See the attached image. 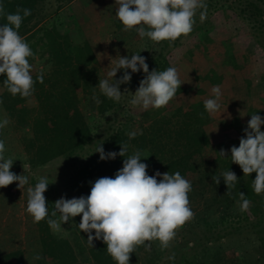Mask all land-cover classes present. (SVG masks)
<instances>
[{"label":"trees","instance_id":"1","mask_svg":"<svg viewBox=\"0 0 264 264\" xmlns=\"http://www.w3.org/2000/svg\"><path fill=\"white\" fill-rule=\"evenodd\" d=\"M72 1L0 0L7 13H15L18 7L31 9V15L23 19L18 31L34 53L29 58L33 79L43 73V83L37 81L29 97L13 96L3 84L5 77L0 75V108L6 118L22 129L23 174L28 176L51 162L63 160L72 174L68 189L74 190L79 197H87L97 179L114 178L123 167L124 159L139 150L141 162L148 165V175L153 176L157 171L161 174L179 171L191 182L190 203L204 199L202 207L181 227L179 240L176 239L172 246L175 258L168 264H264V193L256 194L252 188L256 173L244 176L240 166L232 163L230 158L231 147H238L245 133L236 137L234 144L225 151V157L220 156L221 150L212 146L208 132L212 115L205 111L203 102H189L183 84L164 108L143 109L131 105L132 94L146 76L142 70L138 72L139 84L132 83L124 91L126 95L131 94L127 101L115 102L103 96L98 87L94 89L101 79L96 58L99 45L87 37L73 42L70 29L54 17ZM219 1L204 0L206 11L217 9L215 5H219ZM226 7L244 22L253 44L264 53V0H226ZM202 10H197L195 22ZM4 23L6 20L0 17V24ZM112 26L119 36L123 25L117 17ZM203 26L202 22L195 23L188 36L193 37ZM124 31L120 37L122 42ZM203 35V40H199L204 44L210 40L209 32L205 31ZM180 38L171 45L168 41L156 43L157 48L144 56L149 72L173 67L165 49L179 44ZM194 44L198 45V42ZM36 64L48 67V70H39ZM222 75L218 77L221 79ZM245 85L250 91V81H246ZM133 87L137 88L131 91ZM93 91L102 101L100 104L92 99ZM29 99H34L36 103L32 109L25 106ZM248 111L250 117L251 114H258L264 119V109L258 100H252ZM201 113H204L203 118ZM131 123H136L138 130L132 131ZM240 125L236 117L224 128L235 130ZM261 131H264V124ZM133 132L136 135L130 138L129 134ZM100 143L106 153H118L121 143L127 144L126 157L118 155L115 159L100 160V154L94 152ZM227 170L236 174L238 182L227 188L221 177L220 183L215 184L213 176L220 177ZM161 178L157 177L158 180ZM32 179L34 187L38 181ZM240 192L250 201L247 211H241ZM207 193L210 195L205 197ZM44 195L50 214L54 202L49 196V189ZM49 218L58 220V213L56 217ZM80 220L81 217L77 216L63 224L67 236H58L52 232L47 218L35 223L31 217L30 238L32 245H37L39 259L30 261L25 249H15L0 252V264H116L107 254L102 239L94 240L93 247L88 243V234L78 227ZM241 223L253 229L261 249L258 257L251 262L245 259V252L241 250L237 260L232 261L222 249V238L232 236ZM218 229L219 233H213ZM197 230H204V233L186 239L187 232L191 234ZM92 234L94 236L95 232ZM147 243H150V249L137 247L130 255L129 264H158L164 261L168 250L161 248L159 241ZM186 249H191L192 253L189 254Z\"/></svg>","mask_w":264,"mask_h":264},{"label":"clouds","instance_id":"2","mask_svg":"<svg viewBox=\"0 0 264 264\" xmlns=\"http://www.w3.org/2000/svg\"><path fill=\"white\" fill-rule=\"evenodd\" d=\"M116 17L125 31L133 30L141 38L147 37L155 43L168 41L171 45L181 36H188L194 28L195 14L201 11V20L205 18L207 5L204 0H115ZM31 15V9L18 7L15 13H7L0 4V17L6 23L0 24V75L4 76L3 84L13 95L29 97L33 94L37 81L43 83V73L33 79V66L29 58L34 56L30 45L19 34L23 19ZM125 70L120 79H114L118 70ZM131 73L141 70L146 74L140 81L138 89L132 96L130 104L143 109H161L172 101L182 85L179 72L175 67L163 71L152 70L146 58L134 53L131 57L116 59L115 65L107 72L106 79H99L96 87L108 99L119 102L122 93L121 84L131 81ZM212 96L204 101V109L209 114L220 112L221 89L219 85L211 89ZM92 99L96 104L102 101L93 91ZM204 113H201L203 118ZM7 119L0 122L5 127ZM264 119L258 114H251L245 137H241L239 146L231 147V161L240 166L244 176L256 173L252 180V188L256 194L264 193V131L261 125ZM136 133L129 136L135 137ZM6 145L0 139V188H5L18 181L22 189L28 184L25 175H17L11 171L13 159L5 156ZM100 160L115 159L118 155L126 157L128 145L121 143V150L105 152L102 143L95 151ZM93 152V153H94ZM225 157L224 150L219 152ZM142 154L136 150L124 159L123 167L115 177H102L91 186L87 197L66 199L61 197L55 201L54 209L49 214L44 193L48 189V178L40 177L34 187L27 188L26 212L39 223L47 218L48 224L58 228L70 219L80 216L78 225L81 232L87 233V241L93 247L94 240H101L106 245L107 254L116 264H129L130 255L139 246L149 250L151 241H159L161 248L167 249L175 238L177 230L189 221L194 213L190 208L188 194L192 190L191 182L179 171L163 173L159 171L150 176L148 165L141 162ZM147 158V157H145ZM157 177H162L157 179ZM224 183L232 186L238 182L233 171L227 170L220 177L213 176L215 184ZM241 211H247L250 201L246 195L239 193ZM59 213V221L51 219ZM93 231L95 235L93 236ZM174 254L169 259H174ZM39 259V257H37Z\"/></svg>","mask_w":264,"mask_h":264},{"label":"rangeland","instance_id":"3","mask_svg":"<svg viewBox=\"0 0 264 264\" xmlns=\"http://www.w3.org/2000/svg\"><path fill=\"white\" fill-rule=\"evenodd\" d=\"M219 2V5H215L217 9L206 11L203 20H201V15H198L199 19L195 23L202 22L204 26L201 31L193 37H181L179 44L168 46L165 52H167L170 64L179 72L189 102L201 101L204 103L206 99L214 98L211 89L216 85L220 86L221 109L220 112L211 114L212 122L208 132L212 146L226 151L247 127L248 121L251 119L248 108L251 106L252 100H258L264 109V53L253 44L250 32L244 22L232 10L225 8L226 0ZM117 7L115 0H74L54 16L70 29L73 42H79L87 37L99 45L96 58L101 79L108 78L107 72L115 65L118 56L130 58L132 54L139 53L144 57L157 48L155 42L147 37L141 38L135 29L132 32H125L122 29L119 36L115 33L112 22L116 17ZM123 31L124 42L120 38ZM205 31L209 32L210 40L203 44L200 43V40H203ZM194 42H198V45ZM35 67L42 71L48 70V67L43 68L41 64H36ZM124 71L123 69L118 70L114 79H120ZM127 71L131 74V81L120 85L122 93L120 100L125 101L131 94L126 95L124 91L129 85L139 81L138 72L131 73L130 69ZM219 75H222L221 79L218 77ZM246 81L251 83L250 91L246 89ZM136 88L133 87L131 91ZM25 106L34 108L35 100H27ZM236 117L242 124L238 129L224 128L227 123L231 122V119ZM5 119L9 123L0 128V137L3 138L6 145L5 156L14 161L11 168L13 173L25 175L22 172L21 161L23 157L22 129L17 127L13 120L6 118L0 108V122ZM138 128L136 123H131L132 131H136ZM66 165L65 161L59 159L31 172L32 174L27 176L28 184L22 189L18 187V181L5 188H0V252L25 249L30 261L39 256L37 245H32L33 240L30 238L32 227L31 216L26 212L27 188L33 187L32 178L38 181L40 177L46 176L50 183L48 185L49 196L54 203L61 197L79 198L74 190L68 189L67 185L70 184L72 174L68 172ZM24 169L27 170V167L25 166ZM209 195L207 193L205 197ZM202 201H204L203 198L190 203L194 214L202 207ZM182 229L177 230L175 238L167 248L164 261H160L158 264H168L171 260L169 257L174 253L173 242L176 239L179 240L178 237H180ZM51 230L58 236H67L66 233H68L62 223L58 228L51 227ZM219 230H215L213 233H219ZM201 232L204 233V230H197L191 234L187 232L186 239L198 237L196 234ZM232 234V236L221 240L224 242L222 249L226 256L230 260L236 261V256L241 255V251H243L246 260L249 262L252 259L255 260L261 249L253 229L241 223L238 226V231L232 232ZM238 247L240 249H237ZM186 251L189 254L192 253L191 249H186Z\"/></svg>","mask_w":264,"mask_h":264}]
</instances>
